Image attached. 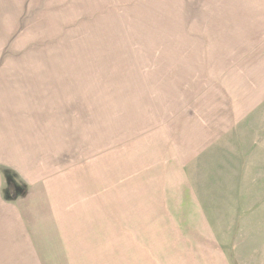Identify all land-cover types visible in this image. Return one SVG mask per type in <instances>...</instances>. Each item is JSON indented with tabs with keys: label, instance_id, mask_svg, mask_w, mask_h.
Returning <instances> with one entry per match:
<instances>
[{
	"label": "rangeland",
	"instance_id": "obj_1",
	"mask_svg": "<svg viewBox=\"0 0 264 264\" xmlns=\"http://www.w3.org/2000/svg\"><path fill=\"white\" fill-rule=\"evenodd\" d=\"M130 6L145 5L0 0V66L34 67L21 96L28 101L24 94L32 92L42 103L33 106L39 116L24 123L25 145L36 152L14 162L26 167L19 178L33 186L14 200L0 182V264H144L155 245L137 239L136 218L159 207L158 193L175 190L170 183L179 177L198 180L206 191L196 204L203 216L178 224L207 226L212 243L196 251H215L209 259L181 261L264 264V140L198 172L185 163L171 167L160 150L168 147L170 105L164 102L168 113L144 116L148 93L156 96L146 78L174 71L176 50L188 42H178L176 26L164 24L168 10ZM7 96L0 88V99ZM251 114L250 121L264 125V102ZM164 247L165 254L173 250Z\"/></svg>",
	"mask_w": 264,
	"mask_h": 264
},
{
	"label": "crops",
	"instance_id": "obj_2",
	"mask_svg": "<svg viewBox=\"0 0 264 264\" xmlns=\"http://www.w3.org/2000/svg\"><path fill=\"white\" fill-rule=\"evenodd\" d=\"M128 2L145 5L130 8L168 10L170 15L164 24L176 26L178 42H188L184 49L176 50V63L171 67L174 71L167 76L163 71V76L146 78L147 83L145 81L148 91L150 85L156 89V96L148 93L144 116L152 111L157 116L158 113H168L164 102L170 105L165 130L168 147L160 150L165 151L166 161L171 163V167L182 169L181 164L185 163L189 170L198 172L201 165L215 162L218 157L230 155L234 159L260 145L264 140L261 131L264 125L259 126L255 118L249 119L251 112L264 102V0ZM0 67V88L8 92L6 98L0 99V166L12 169L19 178L24 177L26 167L19 169L14 162L19 160V156L21 159L28 155L31 159L36 152V149L25 145L24 123L26 119L31 123L34 115L39 116L38 109L33 110V106L42 103L40 97L32 92L24 94L28 101L21 96L26 83L31 82L28 74H33L30 70L34 67H27L28 70L21 65ZM188 79L191 82L187 83ZM172 91L177 93L169 94ZM201 92H204L202 97ZM164 123L161 121L159 126ZM226 162L227 159L224 160ZM203 167L207 168V165ZM3 180L1 173L0 182ZM21 181L28 187L33 186L26 179ZM187 181L179 177L170 183L176 187L175 190L167 193L162 189L158 193L157 199L162 204L136 218L140 230L137 239L144 247L145 242L146 246H152L149 248L155 245L152 253L146 250L147 257L142 259L144 264H184L183 258L205 260L215 256V251L207 250L202 254L196 251L197 245L202 249L203 245L212 243L207 226L178 224L182 223V218L203 216L196 204L204 201L202 191L206 190L200 187L198 180ZM181 201V209H175ZM161 207L168 208V213L162 212ZM190 210L195 212L190 214ZM147 217L153 218L147 220ZM164 245H170L172 252L169 250L165 254ZM117 263L121 264V259H117ZM129 264L138 263L133 259Z\"/></svg>",
	"mask_w": 264,
	"mask_h": 264
},
{
	"label": "trees",
	"instance_id": "obj_3",
	"mask_svg": "<svg viewBox=\"0 0 264 264\" xmlns=\"http://www.w3.org/2000/svg\"><path fill=\"white\" fill-rule=\"evenodd\" d=\"M10 172V171H9ZM9 172H4V179L6 181L7 190L10 191V195L14 200L19 198H23L28 194V186L23 183L18 177H15V173L12 172L14 175L10 174ZM232 264H238L231 260Z\"/></svg>",
	"mask_w": 264,
	"mask_h": 264
}]
</instances>
